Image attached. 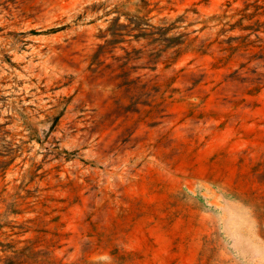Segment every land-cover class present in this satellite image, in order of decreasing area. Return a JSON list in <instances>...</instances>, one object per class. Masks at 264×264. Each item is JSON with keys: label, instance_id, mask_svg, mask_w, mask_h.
<instances>
[{"label": "rangeland", "instance_id": "rangeland-1", "mask_svg": "<svg viewBox=\"0 0 264 264\" xmlns=\"http://www.w3.org/2000/svg\"><path fill=\"white\" fill-rule=\"evenodd\" d=\"M253 1L0 0V264H264Z\"/></svg>", "mask_w": 264, "mask_h": 264}, {"label": "trees", "instance_id": "trees-1", "mask_svg": "<svg viewBox=\"0 0 264 264\" xmlns=\"http://www.w3.org/2000/svg\"><path fill=\"white\" fill-rule=\"evenodd\" d=\"M250 8L253 9V13H258L260 11V9H261V7L258 4V0H255L252 3H246L245 9L249 10ZM140 20L142 21V19H140ZM142 25H144L146 27V29L151 27V25L148 24V20H145V22H142ZM248 29H250L251 31H254V32L257 31L255 29L254 25H253L252 28H248Z\"/></svg>", "mask_w": 264, "mask_h": 264}]
</instances>
